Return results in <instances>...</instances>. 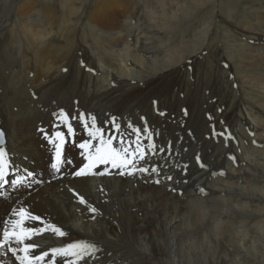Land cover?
Masks as SVG:
<instances>
[{
    "label": "bare ground",
    "instance_id": "6f19581e",
    "mask_svg": "<svg viewBox=\"0 0 264 264\" xmlns=\"http://www.w3.org/2000/svg\"><path fill=\"white\" fill-rule=\"evenodd\" d=\"M90 1L91 3L84 8L86 0H24L22 3H18L17 0L12 2L6 0L8 7L0 8V15L5 18L4 21L0 18V31L13 25L16 31L12 34L11 30V35L17 36L20 43L19 46H12L11 40L5 48L10 50L11 55L13 51L17 52L16 60L10 54L3 53L6 63L16 65L13 73L3 75L2 72L7 84L1 85L0 82V131L5 132L3 147L10 165L9 181L22 179L19 186L8 185L4 190V197L0 198V234L5 229L11 231L12 222L19 219L14 215V210L19 211L23 208L26 213L38 216L46 223L56 224L69 233L65 238H58L50 232L33 236L31 241L25 243L39 245L35 254L49 251L52 247L62 246L75 239H85L95 242L101 249L88 264H264V150H259L260 152L253 150L264 145L257 142L259 139L264 143V124L256 125L255 131L263 135L258 134V139L253 144V131L250 130L254 124L261 122L255 117L253 121L247 118L241 123L238 122L237 134L235 133L232 140L236 141L237 148L240 143L244 158L237 154L238 165L234 161L230 162V159H228L230 163L226 161L223 167L229 173L227 179L226 175L219 177L218 171L219 175L213 172L207 177L203 176L201 182L197 181L192 176L194 172L189 174L191 162L189 165L187 161L184 163L187 167L185 165L183 168L175 167L171 161H162L165 153L159 152V149L155 152L149 151L147 153L149 158L146 161H137L138 167L144 166L149 169L157 167L159 174L149 171L121 176L118 174L119 169H113L109 164L100 165L96 169L103 171L107 168L109 175L73 177L75 171L88 163L85 159L86 154H82L83 150L77 148L79 143L89 139L79 119L81 114L89 126L92 123L91 117H95L97 126L104 130L105 138L117 135L113 129L115 118L125 143L129 138L136 139L129 125L141 130L147 127L148 132L141 131L140 134V142L147 148L149 139L153 142L155 134L161 132H159L161 126L155 128L158 132L151 134L149 131L151 122L146 113L142 114L144 109L140 103L136 108L128 109L122 116H116L117 114L113 113V105L117 98H121L124 91L133 88L132 86L136 88L138 84L143 85L147 77L179 68L185 65V61L190 62L191 58L212 47L205 46V35L201 32L198 48H187L183 31L187 25L181 28L154 25L158 31L168 32L160 35L129 31L133 26L139 28L140 25L132 24L137 13L136 8L132 7L134 0H123L124 4H117L119 0ZM154 1L160 12L164 13L166 9L169 11V6L179 5L180 2L185 4L189 0ZM190 1L194 2L199 10L207 4L205 0ZM13 2H17L16 6ZM78 3L83 4L78 7ZM86 9L90 10L89 13ZM184 9L185 11L181 12L182 18L188 19L190 15L186 5ZM150 14L154 13L150 11ZM83 17L87 19L84 25ZM152 22L156 24L155 21ZM60 27L62 32H58ZM79 33L84 46L92 44L89 49H85L87 63L84 65L81 62L84 57L80 54L78 64L84 66L82 79L73 75L74 84L61 94L59 87L51 89L50 84L56 81L54 78L67 79L62 74L70 64L73 54L78 52L76 35ZM132 35L134 37L136 35L134 45L128 38ZM176 40L184 47L175 46ZM18 47V51L15 50ZM78 64L77 73L81 67H78ZM237 68L242 67L238 65ZM148 82L147 79L146 83ZM23 83L27 84V87H24L28 88V92L33 94L32 100L36 93L41 92V95L34 98L28 107L20 106L14 112L12 106L15 103L12 102V95L15 89L19 90L17 86ZM81 84L85 85L84 90H80ZM260 87V89L256 87L257 92L253 91L256 93L253 100L258 99L254 102L255 105L264 108V84ZM15 96L24 98L16 93L13 97ZM156 108L157 105L153 103L151 109ZM61 112L64 116H61ZM64 117H67L66 122ZM262 122L264 123V120ZM66 123L72 125L75 135L73 137L66 135L65 138L63 158L71 160L72 163L62 165L60 174L64 177L61 179L60 174L52 172L49 167L55 151V146L49 143V139L54 137L55 132L67 134ZM243 126L248 127L246 130L250 129L249 137L242 130ZM158 137L160 136L156 138ZM186 138L185 140H188ZM113 143L115 147H120L118 136ZM250 150L258 153L256 154L258 157L250 153ZM231 152L230 150L229 153ZM29 172L33 176L31 179ZM167 176H171L172 179H166ZM156 180H159L160 186H156L158 185L155 183ZM199 185L203 187V192ZM69 189L83 196L98 210L99 215L93 219V214L85 205L78 202L77 197L73 196ZM165 189L170 193L174 192V196ZM197 192L202 193V196L200 197ZM184 195L187 198V201H184L185 208L182 207L183 203L181 207L177 205V201L180 200L178 198H183ZM142 208L146 212L143 218L139 211ZM252 213L260 214L256 220L254 219L256 221L254 224L249 222ZM236 220L242 221V224H233L232 222ZM25 226L39 228L44 227V224L26 217ZM228 235L227 243L225 237ZM12 246L16 247L15 242ZM0 251H2L0 264H16L15 258L7 252V247ZM18 254L24 255L22 251H18ZM65 259L59 256L53 259L49 255L41 264H48L49 261L51 264H65Z\"/></svg>",
    "mask_w": 264,
    "mask_h": 264
},
{
    "label": "rangeland",
    "instance_id": "374dc122",
    "mask_svg": "<svg viewBox=\"0 0 264 264\" xmlns=\"http://www.w3.org/2000/svg\"><path fill=\"white\" fill-rule=\"evenodd\" d=\"M17 1L18 3H22L24 0ZM205 1L207 4L202 10H199L196 4L189 0L185 4H183V2H180L179 5L173 4L169 6V11L166 9L164 13H161L160 8L157 6L154 0H134L132 7L136 8L137 13L134 19L132 20V24L140 25L139 28L133 26L132 29H130L129 31L154 33L160 35L168 34V32H160L154 28V25L159 26L161 24L163 25V27L176 26L180 28L184 25H187L186 29L183 30L185 33V46L187 48H198L200 43L201 32H203L205 35V46L212 47L208 51L205 50L198 56L191 58L190 62L185 61V65L174 69L175 71L166 70L167 72H164L161 75L157 74L152 77H147V79L149 80L148 83H146L147 79H145L143 85L138 84V87L136 88L132 86L133 88L128 90L126 89V91H124V95H122L121 98L118 97L117 101L113 105V113L117 114L116 116L120 117L128 109L132 107L136 108L137 104L140 103L142 109H144V111L142 110V114L144 115L146 113V117L151 122V127H149V131L151 132V134H154L157 131L155 130L157 126H161V129L159 130V132H161L159 134L156 133L157 135L155 134L154 139L157 136L160 137L156 138L155 140L153 139V142L156 146V149H159V152L165 153L166 157H164L166 159H164L163 157L162 161H171L170 163L175 164V167L178 168H183V166L186 164V161L188 162V165L191 162L189 174L191 175L194 172L192 176H194L196 180H199L200 182L204 177L211 175L213 172V174L217 175H219V172H224L223 175L220 174L219 177H224L226 175L225 178L227 179V174L229 173L225 170L223 166H225L226 161L229 162L228 159L231 155H233L232 157L236 156L234 157L235 163H237L238 165L239 157L242 158L244 155V152L240 147V143L239 147L237 148L235 143L236 141L234 142V140H231L229 142L225 139V137L230 135L233 138L235 133L237 134L236 129L239 123L243 122L247 118L249 121H253L254 117L261 121L254 124V126H252V130H246V128H248L247 126L242 127V130L247 133V137L250 136V132H248V130L253 131L254 138L252 139L255 141L258 139L257 135L261 134V132L255 131L256 125L264 124L262 122V120H264V108L255 105L254 102H256L258 99L256 101L253 100V98L256 96V93L254 92L258 91L255 90L256 87L257 89H260V85L264 84V0ZM10 2H12V0H10ZM13 3L16 6L17 2ZM89 3H91V1L86 0L84 8H86ZM111 3H113V1ZM82 4L83 3H78L77 6L81 7ZM117 4H124V1L119 0ZM184 5H186L187 11H189L190 17L188 19L182 18L181 12L185 11ZM3 7H8V4H6V0H0V8ZM86 11L87 13H89L90 10L86 9ZM150 11H152L154 14L151 15ZM0 18H2L3 21L5 19L3 15H0ZM86 21L87 19L83 17L82 25H84ZM152 21H155L156 24H154ZM8 27L9 28H3L0 31L2 37H0V78H3L0 79L1 85L7 84V79L6 77L2 76V72L3 75H8L11 72L13 73V68L15 67L14 65H16V63H9L11 64L9 65L8 63H6L5 57H3L5 53H7L8 55L10 54V50L8 51L7 49H5L7 48L6 44H8L11 40L12 46H19L20 44L18 37L11 35V30L12 34L16 31L13 28V25H10ZM259 28H261L262 30H259ZM58 32H62V27L58 29ZM132 36L128 38H130L134 45L136 41V35L135 37L134 35ZM80 37V33L76 35L78 52H75V55L73 54V58H71V62L68 65L69 67L66 66L67 71L64 70L65 73L63 72L62 74L65 75L67 79L58 78L57 80V78H54V80L56 81L52 82V85L50 84L51 89L59 87L61 94L66 92V88H69L72 84H74V77L80 80L82 79L84 73L83 64L87 63V58L84 55L85 49H89V46H92V44L84 46L83 41L80 39ZM86 41H88L89 43V39H87ZM174 45L177 47H184L183 45H181L179 40H176V43ZM18 49L19 47L15 48V50L17 51ZM147 52L148 51H146V53ZM79 55L81 57H84L81 60V62L83 63L82 65L78 64L80 58ZM10 56H12L16 60L17 52L13 51L12 55L10 54ZM77 64L78 67L81 66L80 69H78V73L76 71ZM238 65H240V67L242 68L238 69ZM73 75L74 77H72ZM234 79L237 80L234 81ZM72 80L73 82H71ZM23 84H19V87L17 86V89L19 88L20 91L15 89L14 92L16 93V95L24 96L26 100H24L23 97L19 96L13 97V95L15 94L14 93L12 95V102L15 103L12 106L14 112L16 111V109H18V107L20 108V106L21 108L28 107L33 102V100L36 99V97H39L41 95V92L36 93L32 100L31 96L33 94L28 92V88H25L27 87V84ZM79 86L80 90H84V84H81ZM23 88H25L24 91ZM25 92L27 94H24ZM153 103L157 105V108L154 110L151 109ZM15 106H17V108H15ZM250 110H252L253 113ZM255 111L258 112L255 113ZM196 122L198 124H196ZM214 129L217 133L223 132L224 129H227L229 133L225 132V136H223L224 138L222 136H213ZM162 133L165 134L162 135ZM188 133L190 134L189 136ZM255 133H257L256 136ZM261 135H263V133ZM170 137L171 139H169ZM186 137L188 138V140H185ZM201 137H203V139ZM216 138L220 139L218 140ZM172 140L174 143L172 142ZM209 140L212 141L210 142ZM182 141H185V144ZM177 142L180 144H178ZM257 142L259 144H264L263 142L259 141V139ZM182 145L184 146V148ZM260 146L259 148L256 147L257 149L254 148L253 150L255 152H258L259 150L263 151L264 145H262L261 147ZM171 147L173 148L171 149ZM194 148H196V151L193 150ZM160 149H163V151H160ZM186 149L189 150L186 151ZM220 149L222 150L220 151ZM226 149L229 152L231 150L234 154L232 152H227ZM191 150L193 151L190 152ZM253 150H250L249 152L253 153V155L258 154L254 153ZM238 151L243 154L241 155ZM191 153L194 155H191ZM237 154L239 157L237 156ZM223 155L226 156L223 157ZM192 156L194 157V160ZM198 156L201 158V162L206 165V168H201L200 165L197 163ZM255 157H258V155H256ZM148 158L149 156H146L145 161ZM179 158L181 159V161ZM177 159L178 161H176ZM219 160L222 162H220ZM232 161L233 160L230 159V162ZM170 163L169 165L171 166ZM180 165L182 167H180ZM218 165L223 172L219 169ZM208 168H210V170ZM146 176L147 174H145V177ZM145 184L144 185L147 186V182H145ZM156 186L160 185L158 184ZM199 188L200 190L201 188L203 189V187L200 185ZM165 191L169 192V190L167 189H165ZM197 193L200 197L202 196V193ZM169 194H172V196H174V192H169ZM186 195H184L183 198L177 197L178 199H180L177 201L178 204L176 203L178 206L183 203L182 207H186L184 204L187 201V198H185ZM191 198H193V196ZM139 211L143 212H140V214H142V217L141 215L140 217L143 218L144 215H146V212L143 208ZM243 216L245 215L243 214ZM259 216V213H252L249 222L254 224V222H256L254 221V219L256 220ZM238 222L239 221L236 220L232 223H235L237 225L242 224V221H240L239 224ZM228 238L229 235L225 237L226 240ZM226 242L228 243V240ZM228 245L231 246V244Z\"/></svg>",
    "mask_w": 264,
    "mask_h": 264
},
{
    "label": "snow or ice",
    "instance_id": "6c2138e0",
    "mask_svg": "<svg viewBox=\"0 0 264 264\" xmlns=\"http://www.w3.org/2000/svg\"><path fill=\"white\" fill-rule=\"evenodd\" d=\"M61 116H64L63 112H61ZM79 119L83 123L89 139L79 143L77 147L83 150L82 154H86L85 159L88 161V163L84 164L73 173L75 177L109 175L107 168H105L103 171H96L100 165L109 164L113 169H119L118 174L121 176H132L136 172L148 173L149 171L154 174H159L157 167H152L149 169L144 166H137V161L145 160L149 151L157 150L151 139L148 141L147 148H145L140 142L141 131L147 133V127L141 130L129 125V127L132 128L133 132L135 133L136 139L132 140L129 138L127 143H125L124 136L120 131V126L119 124L115 123V118H113V129L117 135H110L107 138H105L104 130L97 126L95 117H91L92 123L90 126L85 122V117L83 114L80 115ZM64 120L66 122L67 117H64ZM66 127L67 134L64 132H55L54 137L49 139V143H52L55 146L54 162L51 164V168L54 169L56 173L61 171L62 165L64 163H72L71 160H66L62 157V150L66 135L68 137H73L75 135V131L70 123H66ZM227 131V129H224L223 132L217 133L214 129L213 136H224V133ZM117 136L119 137V148L115 147L113 143V141L117 139ZM225 139L230 142L233 138L229 135L226 136ZM4 140L5 133L0 132V189H4L6 183H8L6 178L9 175L10 168L8 156L3 147ZM255 143V140H253V144ZM133 145H135V147H133ZM160 151H163V149H160ZM229 159H232L235 162L234 157L230 156ZM197 163L201 168H206V165L201 162V158L199 156L197 157ZM185 167H187V165H185ZM220 174L223 175V173ZM28 175L31 176L32 173L29 172ZM166 179L171 180L172 177L167 176ZM11 183L13 186H15L19 184L20 181L12 180ZM155 183L159 184V180H156ZM69 191H72L73 196L77 197L78 202L81 205H85L87 207L88 211L93 214V219L99 215L98 210L91 206L83 196H80L72 189H69ZM201 192H203V189H201ZM2 194L3 193H0V195ZM14 215H17L19 219L12 222L13 227L11 231L5 229L2 235H0V250H3L5 247H7V252L15 258L16 264H41V262L45 261V257H48L49 255H51L53 259L57 256L66 258L65 264H88V261L94 258L96 254L101 251L95 242L85 239H75L71 242L63 244L62 246L52 247L49 251H42L40 254H35V250L39 248V245L35 243H25L26 241H31L33 236L50 232L58 238H65L69 236V233L56 224L46 223L40 217L26 213L25 209L23 208H20L19 211L14 210ZM26 217L31 221H38L41 224H44V227L38 228L25 226ZM13 242H15L16 247L12 246ZM21 245H23V247H20ZM18 251H22L24 255H19ZM0 254H2V251H0ZM48 264H51V261H49Z\"/></svg>",
    "mask_w": 264,
    "mask_h": 264
}]
</instances>
